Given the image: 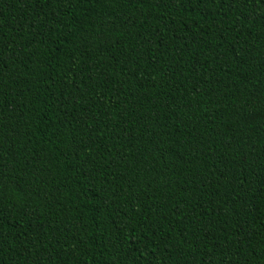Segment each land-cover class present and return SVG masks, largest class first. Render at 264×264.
<instances>
[{
	"label": "trees",
	"instance_id": "16d2710c",
	"mask_svg": "<svg viewBox=\"0 0 264 264\" xmlns=\"http://www.w3.org/2000/svg\"><path fill=\"white\" fill-rule=\"evenodd\" d=\"M0 264H264V0H0Z\"/></svg>",
	"mask_w": 264,
	"mask_h": 264
}]
</instances>
